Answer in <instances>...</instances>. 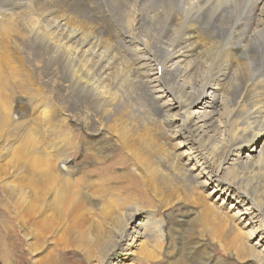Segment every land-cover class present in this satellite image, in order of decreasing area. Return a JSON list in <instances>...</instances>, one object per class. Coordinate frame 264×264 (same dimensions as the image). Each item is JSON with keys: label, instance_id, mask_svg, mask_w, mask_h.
<instances>
[{"label": "bare ground", "instance_id": "6f19581e", "mask_svg": "<svg viewBox=\"0 0 264 264\" xmlns=\"http://www.w3.org/2000/svg\"><path fill=\"white\" fill-rule=\"evenodd\" d=\"M124 83L148 108L131 128ZM80 126L104 158L77 182ZM124 154L125 181L109 174ZM0 195L46 264H264V0H0ZM144 202L179 227L200 212L231 257L175 232L161 260Z\"/></svg>", "mask_w": 264, "mask_h": 264}, {"label": "rangeland", "instance_id": "374dc122", "mask_svg": "<svg viewBox=\"0 0 264 264\" xmlns=\"http://www.w3.org/2000/svg\"><path fill=\"white\" fill-rule=\"evenodd\" d=\"M124 90V106L126 107V111L124 112L123 120L128 128H131L130 120L137 118V111L142 110L145 114L147 111V106L145 103V99L140 93L139 89L130 84L124 83L122 86ZM16 120L21 126H26L29 121L30 116L22 117V114L15 112ZM21 116V117H20ZM26 118V119H25ZM21 119V120H20ZM28 120V121H27ZM27 121V122H26ZM71 123H74L72 119H70ZM75 128V127H74ZM74 130L76 132V140L79 143L77 149H75L71 153V170H72V179L81 182L88 177L85 173L95 167L100 166L99 162L104 158L103 154L98 155V160H94V157L90 152H86L88 149L86 148L85 139L83 138L84 129L80 127H76ZM81 132V133H80ZM158 137L162 136L161 130L158 125ZM174 140H170L173 143ZM156 143L158 148L163 146L164 148H168L169 145H162L160 141L157 139ZM114 155V153H112ZM111 155V156H112ZM118 160L116 165L109 171L111 175H117L121 178V180L125 181L130 176L132 163L128 160V157L124 154L123 156H116ZM93 180L94 178H88ZM0 264H46L48 259L54 257L52 252L47 251L44 247L40 248V246L35 245L33 243L34 239H28L26 235H30V229L19 226L14 219L13 213L10 208L7 207L6 203L2 199L0 195ZM154 203L157 202L153 199ZM142 206L148 210L152 211V214L157 216L160 220H163V235L157 241L159 243L158 246H154L151 242V251L160 257L161 260L165 258L166 248L169 246V239L174 235L175 232H183L185 235H191L193 237L192 242L194 244H199L200 252L203 256L212 255L217 259H228L231 257L232 249L227 247L224 244L223 238H218L214 236L208 228L201 224L195 223L194 220H197L199 217V213L197 212L194 217L189 222L179 227L178 224L174 221L173 217H170L164 209H159L158 204L156 207L150 209L148 202H144ZM189 204L182 208V211L190 208ZM93 210H96L94 206ZM142 218V215H136L133 219V223H137L139 219ZM240 231L236 233L238 237H241L244 234V231L237 227ZM229 225L225 226V231L228 232ZM132 240V238L130 239ZM150 241L145 240L143 244H148ZM174 245V243H172ZM59 253L57 251L56 255ZM60 260L62 264L65 263H73V264H82V257L80 254L74 250H66L63 253H59ZM54 260V259H53ZM52 260V261H53ZM125 260V259H124ZM232 264H250L245 263L244 261L239 262H231ZM125 264H165L160 262L157 259H148L143 257L138 261L134 262V259L131 261L126 260Z\"/></svg>", "mask_w": 264, "mask_h": 264}]
</instances>
